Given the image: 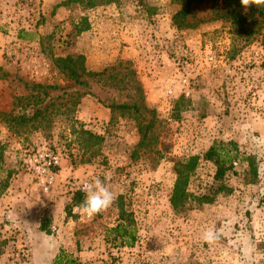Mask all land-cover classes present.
<instances>
[{"label": "rangeland", "instance_id": "1", "mask_svg": "<svg viewBox=\"0 0 264 264\" xmlns=\"http://www.w3.org/2000/svg\"><path fill=\"white\" fill-rule=\"evenodd\" d=\"M82 1L0 0V199L18 191L14 205L63 228L46 264L61 251L81 264H264V21L249 36L217 18L222 0L196 7L181 28L180 0ZM79 54L105 75L67 80L53 59ZM38 84L59 87L46 95ZM123 103L157 110L158 143L139 147L136 118L109 108ZM36 109L39 129L7 121ZM84 132L103 139L93 145ZM219 141L252 155L259 175L239 161L223 181L230 190L203 203L216 168L202 157ZM195 155L189 197L174 207L176 167ZM97 177L115 199L89 220L74 208ZM121 204L135 219L133 246L111 233ZM209 229L219 235L212 245L202 239Z\"/></svg>", "mask_w": 264, "mask_h": 264}, {"label": "trees", "instance_id": "2", "mask_svg": "<svg viewBox=\"0 0 264 264\" xmlns=\"http://www.w3.org/2000/svg\"><path fill=\"white\" fill-rule=\"evenodd\" d=\"M83 2L82 0H75ZM112 0H86V4L89 7L96 5H102L103 3L111 2ZM209 0H180L181 7L179 11L174 15V21L176 25L181 28L186 25V19L192 14L194 9L198 6L205 4ZM217 1V0H215ZM66 4L68 2H65ZM61 3L59 5H65ZM222 11L217 15L219 17H228L232 23L239 29L240 32L245 33L249 36L254 34V29L259 24V18L264 21V7L256 8L255 6L250 7L249 14L243 12V7L240 0H222ZM53 62L56 68L59 70L64 77L72 81L75 85H85V76L101 77L105 75L107 69L103 71H89L86 67V58L84 55H66L61 57H54ZM58 85H41L38 84L34 88L42 89L44 94L48 95V90L58 88ZM113 112L121 111L128 112L131 116L135 117L138 121V131L140 134L139 147H145L151 141L156 138L158 143V137L153 135L155 129V121H158L157 110L151 109L148 106L142 104H112L109 106ZM47 109V106L44 110ZM36 109L31 116L26 114L10 116L7 121L8 123L17 130L25 128L28 129H39L44 126L43 122L45 116L43 111ZM149 112L151 120L148 123H144L141 119L145 120L144 113ZM89 137V141H92L93 145L100 144L103 137L91 132H84ZM242 157V159H240ZM204 160L213 163L216 168L214 181L215 184L212 186V193L202 195L200 201L203 203H212L215 200L217 194L224 190L229 191L228 187L223 183L227 175L235 169V164L241 161H247L248 167L250 168V174L253 177L259 175L258 165L252 155L244 156L241 154L238 144L234 141H219L215 142L210 146L203 157ZM201 156L195 155L187 159L184 163L176 167L177 180L174 186L171 202L174 207H178L180 203L186 201L189 197L187 186L190 181V177L196 170ZM135 219L133 213L124 209L123 204L120 205V213L118 218V224L111 229V233L114 234L115 238H120L121 242L126 243L128 246H133L137 240L136 227L134 226ZM40 230L48 235L55 233V228L52 225V221L49 217L41 216L40 218ZM56 264H81L72 258H67L64 251H61V255L55 261Z\"/></svg>", "mask_w": 264, "mask_h": 264}, {"label": "crops", "instance_id": "3", "mask_svg": "<svg viewBox=\"0 0 264 264\" xmlns=\"http://www.w3.org/2000/svg\"><path fill=\"white\" fill-rule=\"evenodd\" d=\"M17 192L8 190L0 199V264H46L49 255L54 251L56 256L64 243L63 228L53 222L56 234L42 232L39 214L11 201ZM20 253H27L28 260L21 261Z\"/></svg>", "mask_w": 264, "mask_h": 264}, {"label": "clouds", "instance_id": "4", "mask_svg": "<svg viewBox=\"0 0 264 264\" xmlns=\"http://www.w3.org/2000/svg\"><path fill=\"white\" fill-rule=\"evenodd\" d=\"M245 11L250 7H264V0H240ZM85 193L84 201L76 205L74 211L78 212L82 218L91 220L111 207L115 194L106 182L97 177L92 182L84 183L81 189ZM202 239L205 243L212 245L219 240V235L215 230L209 229L203 233Z\"/></svg>", "mask_w": 264, "mask_h": 264}]
</instances>
